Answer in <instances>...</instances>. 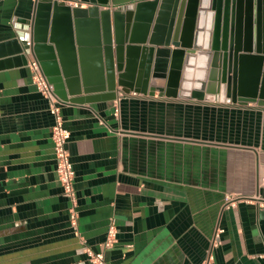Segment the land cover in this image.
I'll list each match as a JSON object with an SVG mask.
<instances>
[{
    "label": "crops",
    "instance_id": "1",
    "mask_svg": "<svg viewBox=\"0 0 264 264\" xmlns=\"http://www.w3.org/2000/svg\"><path fill=\"white\" fill-rule=\"evenodd\" d=\"M42 1L0 0V42L18 37L32 50L27 63L0 65V264H91L84 249L103 250L112 219L115 264H264V106L197 99L193 86L192 97L65 101L76 231L56 172L55 118L28 67ZM58 1L114 11L134 0ZM82 40L78 69L93 77L87 24Z\"/></svg>",
    "mask_w": 264,
    "mask_h": 264
},
{
    "label": "water",
    "instance_id": "2",
    "mask_svg": "<svg viewBox=\"0 0 264 264\" xmlns=\"http://www.w3.org/2000/svg\"><path fill=\"white\" fill-rule=\"evenodd\" d=\"M37 4L32 49L63 101L116 99L118 86L127 93L192 97L193 86L197 99L264 106V0H134L114 11L58 0ZM86 24L93 77L83 63L79 71L76 58L77 45L84 51ZM27 48L18 37L0 42V65L27 63Z\"/></svg>",
    "mask_w": 264,
    "mask_h": 264
},
{
    "label": "built area",
    "instance_id": "3",
    "mask_svg": "<svg viewBox=\"0 0 264 264\" xmlns=\"http://www.w3.org/2000/svg\"><path fill=\"white\" fill-rule=\"evenodd\" d=\"M79 2H75L77 6ZM28 44H30L29 35L25 38ZM26 51L31 54L32 50L27 48ZM28 67L31 72L32 82L36 85L38 91L48 99L50 112L54 115L55 123L52 127V142L54 154L56 157V172L58 175V180L63 187L64 196L70 201V220L72 226L77 231L78 226V211H77V194L75 188V178L76 172L73 168L71 162L70 152L68 150L67 144L71 137L70 130L65 126V119L62 114V107L65 101L61 100L55 93V88L52 83L49 82L47 76L44 74L40 62L33 58L29 60ZM138 92L130 91L125 92L123 89L117 90V97L123 98L126 96L137 95ZM116 97V98H117ZM117 111V110H116ZM228 202L231 201V197H227ZM77 235L79 232L76 233ZM218 236V234H217ZM118 242V227L115 221L112 219L108 225V231L106 240L103 243V250L100 252H95L90 247H86L84 251L88 255V260L91 264H115L113 261L107 258L106 252L112 249Z\"/></svg>",
    "mask_w": 264,
    "mask_h": 264
}]
</instances>
